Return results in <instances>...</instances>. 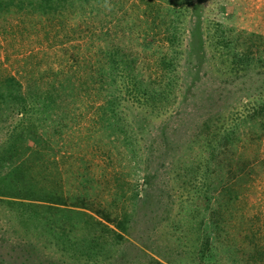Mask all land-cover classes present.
I'll list each match as a JSON object with an SVG mask.
<instances>
[{"label": "rangeland", "instance_id": "rangeland-1", "mask_svg": "<svg viewBox=\"0 0 264 264\" xmlns=\"http://www.w3.org/2000/svg\"><path fill=\"white\" fill-rule=\"evenodd\" d=\"M40 1L0 5V264H264V0Z\"/></svg>", "mask_w": 264, "mask_h": 264}, {"label": "trees", "instance_id": "trees-1", "mask_svg": "<svg viewBox=\"0 0 264 264\" xmlns=\"http://www.w3.org/2000/svg\"><path fill=\"white\" fill-rule=\"evenodd\" d=\"M50 1L51 0H41L40 2H37V6H41L44 4L48 5L47 3L50 4ZM100 1L101 0H90L81 6L86 7L91 11L92 10L95 11L98 9L96 7V3H99ZM189 2H190L189 0H168L169 5H167V6L171 11H176L177 7L179 5H182L184 3L185 6L186 5L188 6ZM7 3H8V0H0V5L1 4H7ZM131 67L133 69V66L130 65L129 68H131ZM110 68L112 70V67H110ZM94 70L100 77H104L109 71L108 63L103 62L102 65L95 66ZM132 79H133L132 82L134 84V88L139 87L138 83L142 82V79H138L135 76V74H132ZM150 82H151L150 80L147 81L148 84ZM175 84H176V79H172V78L167 77L166 83L163 87H159L157 89H154L153 92H152V90L148 89L149 88L148 87L147 89H142L141 93H144L146 96L152 98V100L155 101L156 99H162L164 97L172 95L174 88L176 87ZM0 86L4 90L7 88L6 84L3 81H2V84H0ZM261 106H262V109L264 110V102L262 103ZM261 113H262V111H261ZM263 116H264V114H263ZM231 136H232V133H229L228 135L217 139L219 145L221 146V148H220L221 150L219 149L220 153H222L224 147H227L230 149V147H228L227 144L231 143V141H232V140H230ZM230 150L232 152L226 153L225 155H223L225 157L224 160H227V162H228L226 167L224 165H222L221 161L223 159H221V161H220V158L214 159L213 155L206 152L207 154L204 157V162L199 166L200 169L201 168L204 169L203 175L205 174L207 177L211 178L212 181H214V180L219 181L220 179H222V174H223L224 169H225V171H230V169L232 168L235 171L234 168H237V164H238L237 158H239V157L236 156L235 150H232V149H230ZM222 166L225 168H222ZM9 186H12V185L10 184ZM9 186H7V187L4 186L5 188L2 187L3 191H0V192L3 193V192H5V190L7 191V190L11 189V187H9ZM55 202H60V203H64L65 205L85 208V209L91 210L94 214L98 215L99 217H102L103 219H105L109 222H113L114 224H115V222H118V221H116L117 220L116 218L109 217L107 212L103 211L100 208H96V207L93 208L88 203H86L84 201H81L80 203H75V202H69L68 203L67 201H64L62 198H58V199H55ZM117 236H119V235L117 234Z\"/></svg>", "mask_w": 264, "mask_h": 264}]
</instances>
